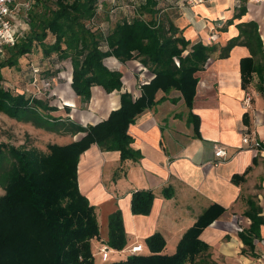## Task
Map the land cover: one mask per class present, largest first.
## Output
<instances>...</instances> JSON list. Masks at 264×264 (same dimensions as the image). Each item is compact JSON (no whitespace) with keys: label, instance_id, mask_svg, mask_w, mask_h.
Returning <instances> with one entry per match:
<instances>
[{"label":"trees","instance_id":"1","mask_svg":"<svg viewBox=\"0 0 264 264\" xmlns=\"http://www.w3.org/2000/svg\"><path fill=\"white\" fill-rule=\"evenodd\" d=\"M114 4L112 11L118 8ZM168 7L167 0H133L130 13L112 22L108 0H34L26 17L27 30L14 45L3 46L0 111L61 135L86 134L68 144L49 143L44 151L0 142V264H94L93 241L100 238V225L96 207L79 187L81 154L96 143L105 151L119 150L122 161L141 158V152L131 145L129 126L157 102L160 89L181 91L187 106L192 108L199 82L197 73L216 50L214 45L202 41L191 45L173 22ZM238 7L239 14L245 13V4ZM101 9L107 11L110 23L104 30L93 27ZM239 26V37L233 38L221 55L228 56L243 35L240 42L249 46L251 56L241 60L242 85L246 88L253 73H257L259 90L264 94V44L259 25L250 21ZM50 37L52 41L48 40ZM39 50L48 58L56 53L60 60L70 59L71 87L84 102L90 101L95 85L108 93L122 89L123 72L111 68L106 63L108 58L138 61L155 76L141 85L140 96L121 93V106L112 110L107 119L83 126L52 115L51 111L58 107L49 100L28 97L24 91L16 92L2 83L3 68L17 66L22 56ZM241 178L236 175L233 179L238 182ZM173 194L172 188L165 189L166 197ZM154 198L151 190L134 191L132 212L149 214ZM224 211L219 204L206 209L184 233L173 254L163 253L167 241L156 232L146 238L151 254L126 253L125 259L108 260L107 264H206L203 259L197 262L205 254L210 256L211 246L201 234ZM262 213V206L248 199L245 215L251 224L239 236L251 251L256 248L255 239H261ZM107 242L117 251L128 246L120 209L110 215Z\"/></svg>","mask_w":264,"mask_h":264},{"label":"crops","instance_id":"2","mask_svg":"<svg viewBox=\"0 0 264 264\" xmlns=\"http://www.w3.org/2000/svg\"><path fill=\"white\" fill-rule=\"evenodd\" d=\"M167 1L173 22L191 45L202 41L214 45L216 50L197 73L199 82L192 108L187 106L181 91L160 89L157 102L129 126L131 145L141 152V158L122 161L119 150L105 151L96 143L81 154L79 187L96 207L100 225V238L93 241L94 253L102 241H108L110 215L118 209L122 211L128 246L142 243L143 252L151 254L146 238L160 232L167 241L163 253L173 254L199 216L211 205L219 204L225 211L201 234L211 246V258L222 259L223 264H264V225L261 239H255L254 251L239 236L251 224L245 215L248 199L261 205L264 215V94L259 90L257 73H253L246 88L242 85L241 60L251 56L249 46L240 42L243 35L228 56L221 55L231 40L239 37L241 23L256 21L264 44V0ZM241 4L246 6L243 14H239ZM111 68L123 72L121 90L108 93L95 85L89 102L74 92L76 107L63 102L60 95V105L51 114L59 112L61 120L83 126L96 124L121 106V93L128 91L136 98L142 94L141 85L155 76L134 60L116 59ZM65 86L58 89L60 94ZM255 91L258 96L254 103L252 95L246 105L245 98ZM114 102L116 105L111 106ZM247 133L262 145L244 144ZM85 134L61 135L60 144L79 140ZM218 146H226L228 155L217 165ZM236 175L242 177L238 182L233 179ZM167 188L174 191L170 198L165 196ZM144 189L155 195L151 212L134 214L132 193ZM243 249L247 252L243 253ZM112 250L109 262L127 256L125 251Z\"/></svg>","mask_w":264,"mask_h":264},{"label":"rangeland","instance_id":"3","mask_svg":"<svg viewBox=\"0 0 264 264\" xmlns=\"http://www.w3.org/2000/svg\"><path fill=\"white\" fill-rule=\"evenodd\" d=\"M108 2L111 14L110 19L112 18V22H114L118 17L130 13L129 7L133 0H114L118 7L114 11H112V6L116 7V4L112 0H108ZM106 12V10H100L99 16L94 21V29L100 27L104 30L108 28L110 23L107 21ZM19 35H22V33ZM48 40L52 41L53 37ZM4 53H2V56ZM106 63L110 67L114 64L111 58L106 59ZM70 72L72 73L70 59L60 60L56 53L48 58L39 50L38 52L22 56L17 66L3 68L2 83L16 92L22 93L24 91L28 97L49 100L51 105L59 107L61 97L58 89L63 84H67V75ZM48 77L55 80V84L51 89L46 87L43 82ZM255 92L256 94L251 92V96L254 95L252 103L258 96L257 91ZM52 115L60 117L59 112ZM60 138L61 134L56 131H47L36 127L33 123L17 121L0 111V142L3 141L28 148L35 147L44 151L47 150L49 143H62L63 140ZM200 259H203L206 264H223L225 262L222 259L214 260L207 254L197 258V262ZM94 264H107V261L102 259L100 248L94 254Z\"/></svg>","mask_w":264,"mask_h":264},{"label":"built area","instance_id":"4","mask_svg":"<svg viewBox=\"0 0 264 264\" xmlns=\"http://www.w3.org/2000/svg\"><path fill=\"white\" fill-rule=\"evenodd\" d=\"M262 1V0H255ZM34 0H0V53H3L4 45H14L20 33H23L28 28L26 17L28 11L32 8ZM26 26V27H25ZM54 79L46 78L43 80L44 85L51 89L54 86ZM7 87V86H6ZM252 100L251 95H247L245 103L248 105ZM243 143L250 147H260L261 141L250 134H245ZM228 155L226 146H218L215 150V164L223 162ZM144 249L142 243H135L127 246L122 252L134 255L142 252ZM102 259L108 261L112 249L107 241H102L100 246Z\"/></svg>","mask_w":264,"mask_h":264},{"label":"bare ground","instance_id":"5","mask_svg":"<svg viewBox=\"0 0 264 264\" xmlns=\"http://www.w3.org/2000/svg\"><path fill=\"white\" fill-rule=\"evenodd\" d=\"M113 59V62L116 63V59L115 58H111ZM68 78V83L67 86H65V88L63 90H61V96H62V101L65 102L66 104L76 107V101H75V93L73 91V89L70 86V80H71V72L67 75ZM116 102H114L111 106H115Z\"/></svg>","mask_w":264,"mask_h":264},{"label":"water","instance_id":"6","mask_svg":"<svg viewBox=\"0 0 264 264\" xmlns=\"http://www.w3.org/2000/svg\"><path fill=\"white\" fill-rule=\"evenodd\" d=\"M72 81V80H71Z\"/></svg>","mask_w":264,"mask_h":264}]
</instances>
